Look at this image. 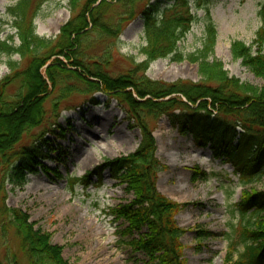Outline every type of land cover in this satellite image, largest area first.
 <instances>
[{
    "label": "trees",
    "instance_id": "obj_1",
    "mask_svg": "<svg viewBox=\"0 0 264 264\" xmlns=\"http://www.w3.org/2000/svg\"><path fill=\"white\" fill-rule=\"evenodd\" d=\"M45 1L36 0L30 16L31 0H20L10 7L7 13L13 19L15 33L0 42V52L17 55L21 60H9L6 66L10 73L0 80V264H69L63 258L62 248L52 244L50 235L36 230L26 213L6 206L5 182L21 187L25 176L34 170L36 141L30 147L23 143L32 138V131L45 129L47 124L56 126L57 107L76 90L71 82L84 85L90 102H94L96 93L115 100L128 116L127 121L141 130V143L135 152L105 160L102 167L89 173L100 180L101 174L108 171L112 179L132 193L134 199L130 204L111 211L116 220L126 225L123 236L138 235L128 245L143 253L147 264H186L181 244L185 231L175 221L182 206L156 188L161 166L155 157L152 130L146 122L170 117L179 124L180 132H191L197 147L208 145L214 158L230 165L240 185L259 182L264 177V9L260 13L263 24L253 41L256 50L252 52L241 42L231 45L233 58L241 60L262 80V86L256 87L230 77L220 61L209 60L216 44V30L210 20L201 48L185 55L180 52L178 44L197 20L188 0H68L70 19L54 40L36 35L34 20L39 4ZM139 16L145 60L125 74L111 77L106 70L113 45H105L100 54L93 55L90 50L94 41L117 39ZM14 37L17 46L12 43ZM166 58L195 64L201 81L166 84L148 79L145 73L149 65ZM50 97V109H45ZM197 112L233 123L205 134L198 125L201 121L195 124L184 116ZM237 128L241 131L237 132ZM43 136L42 131L40 138ZM89 174L70 182L87 186ZM237 209L247 218L238 243L243 250L237 252L232 264H264V189L244 190ZM143 229L147 231L144 234ZM236 246L230 242L229 255L237 251Z\"/></svg>",
    "mask_w": 264,
    "mask_h": 264
},
{
    "label": "rangeland",
    "instance_id": "obj_2",
    "mask_svg": "<svg viewBox=\"0 0 264 264\" xmlns=\"http://www.w3.org/2000/svg\"><path fill=\"white\" fill-rule=\"evenodd\" d=\"M19 1L0 0V42L15 33L13 19L7 10ZM188 2L197 20L178 44L180 52L185 55L201 48L204 30L210 20L216 30V44L209 60L220 61L230 77L261 87L262 80L244 67L241 60L233 58L231 45L241 42L251 47L252 52L256 50L253 41L263 24L260 13L264 9V0ZM35 6L36 0H31L29 16ZM38 7V16L34 20L36 35L45 40L56 39L60 28L71 16L68 0H47ZM94 42L90 50L93 55L100 54L105 45H113L112 59L106 70L111 77L125 74L145 60L141 53L145 41L140 16L131 21L117 39ZM12 43L18 45L16 37ZM9 60L21 61L17 55L7 56L0 52V80L10 73L6 66ZM145 75L152 81L166 84L201 81L195 64L174 62L170 58L152 62ZM71 85L76 90L57 107L56 126L47 124L45 129L34 130L32 138L24 141L26 147L36 141L34 170L25 176L21 187L5 182L6 206L26 213L36 230L50 235L52 244L62 248L63 258L69 264H147L148 258L128 245L138 235L123 236L126 225L111 213L119 206L130 204L134 199L132 193L112 179L108 171L101 174L100 180L90 175L102 167L105 160L135 152L141 143V130L132 121H127L128 116L115 100L96 93L94 102H90V95L84 93V85L79 82H71ZM51 99L53 97L45 102V109H50ZM184 116L195 124L201 121L198 125L205 134L233 123L200 112ZM146 123L152 130L156 142L155 157L161 166L156 188L182 206L175 221L185 231L181 244L186 264L234 263L237 252L243 250L238 243L247 218L237 209L241 193L263 190L264 177L257 183L242 186L230 165L214 158L208 145L197 147L191 132H180L179 124L173 123L170 117L162 116L156 123ZM42 131L45 136L40 138ZM240 131L237 128V132ZM87 174L90 175L87 186L70 182ZM146 232L143 229L142 233ZM231 241L237 244V251L229 255Z\"/></svg>",
    "mask_w": 264,
    "mask_h": 264
},
{
    "label": "bare ground",
    "instance_id": "obj_3",
    "mask_svg": "<svg viewBox=\"0 0 264 264\" xmlns=\"http://www.w3.org/2000/svg\"><path fill=\"white\" fill-rule=\"evenodd\" d=\"M20 120H21V119H20ZM18 123H19V121L16 122V124L12 127V130H14L15 126L18 125ZM11 135H12V133H11Z\"/></svg>",
    "mask_w": 264,
    "mask_h": 264
}]
</instances>
